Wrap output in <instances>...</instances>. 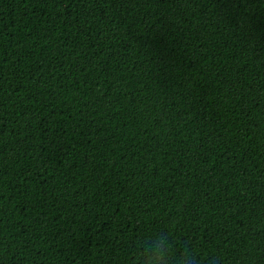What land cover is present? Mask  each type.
Listing matches in <instances>:
<instances>
[{"label":"trees","instance_id":"trees-1","mask_svg":"<svg viewBox=\"0 0 264 264\" xmlns=\"http://www.w3.org/2000/svg\"><path fill=\"white\" fill-rule=\"evenodd\" d=\"M149 234L264 264V0H0V264Z\"/></svg>","mask_w":264,"mask_h":264},{"label":"clouds","instance_id":"clouds-1","mask_svg":"<svg viewBox=\"0 0 264 264\" xmlns=\"http://www.w3.org/2000/svg\"><path fill=\"white\" fill-rule=\"evenodd\" d=\"M200 260L199 254L194 250L184 251L177 255L175 246L170 242L168 235L163 237L159 234L143 237L139 245V253L131 254V264H192V256ZM207 264H218L216 257H209Z\"/></svg>","mask_w":264,"mask_h":264}]
</instances>
